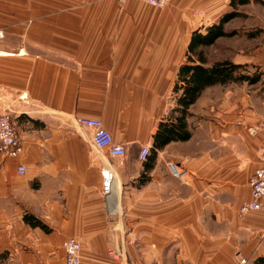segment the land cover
Returning <instances> with one entry per match:
<instances>
[{"label":"crops","instance_id":"1","mask_svg":"<svg viewBox=\"0 0 264 264\" xmlns=\"http://www.w3.org/2000/svg\"><path fill=\"white\" fill-rule=\"evenodd\" d=\"M234 1L36 19L33 0H25L31 16L20 18L10 14L15 2L0 0V114L8 113L21 149L15 158L0 154V264H63L68 237L79 243L80 264H264V199L238 212L263 161L264 45L216 58L253 81L207 86L186 108L177 100L178 68L198 63L186 57L192 32L233 12L222 23L231 34L209 45L254 36L228 26ZM134 3L146 4L122 5ZM191 12L182 38L180 19ZM79 118L99 119L124 155L91 146ZM160 127L176 138L155 148ZM143 146L145 161L137 159ZM108 168L114 211L101 189Z\"/></svg>","mask_w":264,"mask_h":264},{"label":"rangeland","instance_id":"2","mask_svg":"<svg viewBox=\"0 0 264 264\" xmlns=\"http://www.w3.org/2000/svg\"><path fill=\"white\" fill-rule=\"evenodd\" d=\"M14 2L16 7L13 12L10 11V14H15L18 18L26 17V15L31 16V6L29 5V9L27 10L25 0H12V3ZM234 2V8L238 15L230 20V25L228 26L235 27L239 31H251L254 36L248 38L242 32H239L217 41L216 44L205 46L203 51L204 56L209 60L208 63L216 62V58H230L236 52L255 51L264 45V0H235ZM107 3L106 1L98 2L96 0H33L32 5H34L33 13L36 19L43 17H66L70 19L77 15L88 16V14H103L107 11L115 13L131 10L160 11L161 9H169L170 7V2L160 8L134 3L129 9L124 8L123 3ZM192 13L191 16L181 17L180 19L182 38L188 33L189 27L193 26L190 22Z\"/></svg>","mask_w":264,"mask_h":264},{"label":"built area","instance_id":"3","mask_svg":"<svg viewBox=\"0 0 264 264\" xmlns=\"http://www.w3.org/2000/svg\"><path fill=\"white\" fill-rule=\"evenodd\" d=\"M119 3H124L127 0H115ZM131 1V0H130ZM148 5L160 8L167 5L170 0H135ZM0 37L2 35L0 34ZM78 122L83 127L87 128L91 132L90 144L96 149L106 150L107 153L114 158H120L125 153L124 145L114 143L109 131H106L102 122L96 118H79ZM262 126V124H257L256 127ZM254 126L248 127L247 130L251 134L255 132ZM21 152L20 142L17 138V135L14 132V127L12 121L9 118L8 113L0 114V154L5 155L6 157H17ZM150 148L148 146H143L140 148L137 159L145 161L149 155ZM170 171L175 175H178L174 166L169 165ZM25 170V166L17 165L16 172L22 174ZM101 174V189L104 196L105 202L108 207H114L111 203L113 199L112 192L114 186V174L111 169H103L100 171ZM249 188V198L245 201H242L238 207L239 213H244L250 210H258L261 207L262 200L264 199V148H263V161L256 167L252 174L249 176L247 182ZM61 248H63V264H80V247L76 239L68 237L61 243ZM239 264H245L246 260L243 257L238 259Z\"/></svg>","mask_w":264,"mask_h":264},{"label":"trees","instance_id":"4","mask_svg":"<svg viewBox=\"0 0 264 264\" xmlns=\"http://www.w3.org/2000/svg\"><path fill=\"white\" fill-rule=\"evenodd\" d=\"M232 15L233 12L225 14L217 24L207 27L204 33L198 31L191 33L186 57L188 61H194L191 59V56L188 55L191 54L195 56L198 63H193L191 65L182 64L178 68V81L181 82L178 88L182 89V93L177 100L183 108L192 104L200 92L207 86L240 82L243 80L253 81V78L249 77L247 74L241 73V65L229 60H217L210 64V66H204L205 57L203 56L201 48L211 44L216 37L229 36L231 34L222 30V23L228 20ZM175 133L176 131L171 128H158L153 136L154 147L159 148L163 146L166 141L176 138ZM187 136L188 134L186 133L180 136V138H187ZM27 218L28 216L24 215L23 220H27L31 225L40 226L46 230V227L40 221L35 220L31 216H29V218L33 221Z\"/></svg>","mask_w":264,"mask_h":264},{"label":"bare ground","instance_id":"5","mask_svg":"<svg viewBox=\"0 0 264 264\" xmlns=\"http://www.w3.org/2000/svg\"><path fill=\"white\" fill-rule=\"evenodd\" d=\"M111 203H112L114 209H115V208L117 207V205H118V204H115V203H114L113 199H111Z\"/></svg>","mask_w":264,"mask_h":264}]
</instances>
